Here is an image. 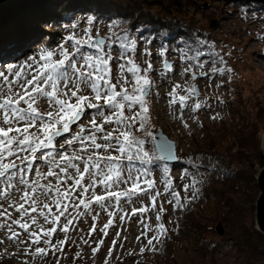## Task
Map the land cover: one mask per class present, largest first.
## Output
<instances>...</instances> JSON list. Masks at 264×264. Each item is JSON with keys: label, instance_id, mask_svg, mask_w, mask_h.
<instances>
[{"label": "snow or ice", "instance_id": "obj_1", "mask_svg": "<svg viewBox=\"0 0 264 264\" xmlns=\"http://www.w3.org/2000/svg\"><path fill=\"white\" fill-rule=\"evenodd\" d=\"M92 23L89 20V27L84 29L83 36L70 34L56 49L41 50L37 56H28L7 67L0 64V185H4L0 188V198L9 199L14 188L21 192L22 202L10 201L8 207L22 218L31 220L30 224L27 220L11 219V212L0 205V217L4 218L0 228L6 229L9 241L27 246L25 254L44 257L50 252H62V246L67 243L69 226L73 225L74 219L84 214L91 215L93 205L109 215L108 222L100 229L107 236V229L113 225L111 217L115 210L123 211L122 202H133L145 196L152 210L156 211L158 223L155 229L145 223V230L136 239L139 241L143 236L147 240V244L140 248L141 254L145 251L158 252L160 249L157 245L167 238L168 229L160 222L167 209L158 203V197L163 193L156 190L153 179L147 178L151 176L153 168L161 169L165 177L164 191L171 196L166 202L172 204L173 210L177 207L182 210L187 203L198 199L197 184L201 181L185 169L182 179L190 178V182L184 184L183 189L190 190L191 195L185 196L183 203L180 202L179 192L173 189L168 165L169 161H178L180 157L174 154L172 144L163 138L157 141L149 130L151 97L156 87L151 74L156 72L162 80H168L169 73L175 71L174 65L164 60L161 71L154 69L151 61L146 59V66L142 67L131 55L137 52L136 37H130L127 31H112L119 27L117 24L109 25L110 35L107 38L98 32L93 36ZM71 27L75 29L77 25ZM259 38L264 39V36ZM68 41H71V50L65 46ZM146 43L150 44L151 40ZM114 45L119 50L116 56L113 55ZM205 48L210 56L209 52L204 51ZM178 51L181 60L186 62L180 75L189 78L185 79L183 85H172L167 94V107L173 118L187 129L189 125L184 119L186 110L191 108V112L196 113L210 107L207 98L194 99L200 93L197 86L189 81H195L199 76L211 82L210 74L230 73L232 69L213 66L208 72L204 71L209 62L216 65L219 61V64L225 65L226 61L215 51L214 44L199 37ZM166 52L167 48L162 46L158 55L165 57ZM144 55L151 56V52L146 48ZM205 56L209 58L202 60ZM113 63L117 65L115 74ZM85 91L89 94H83ZM181 92L184 94L181 95ZM154 94L157 100L161 99L158 92ZM43 100H47L49 111L39 110L38 105ZM189 101L192 103L189 104ZM192 119L198 122L195 115ZM148 143L152 144L150 150L145 147ZM188 163L198 173L200 165L191 157ZM30 171L35 172L34 179L28 178ZM17 185L23 186V189L16 188ZM98 188L102 189L101 194H97ZM47 201H51L57 210L51 221L48 217L52 213V206ZM69 207L77 210V215L59 225L61 217L68 214ZM109 208L113 211H108ZM148 210L147 207L133 208L130 215L143 214ZM37 212L45 223L53 226H38V231H32L31 226L37 225V220L30 213ZM98 215L96 213L92 217L94 223L89 236L96 231ZM127 215H121L120 221L123 222ZM12 225L27 233L28 240L21 239L22 233L13 230ZM57 231L65 233V239L54 244L51 238ZM150 231L153 235L148 236ZM116 235L119 237L120 232ZM83 242L88 243L87 240ZM103 243L101 239L92 248L94 255ZM116 243L114 239L113 247ZM40 244L44 247L38 246L31 253L28 252V248ZM112 251L110 247L109 255ZM105 264H108L107 259Z\"/></svg>", "mask_w": 264, "mask_h": 264}, {"label": "rangeland", "instance_id": "obj_2", "mask_svg": "<svg viewBox=\"0 0 264 264\" xmlns=\"http://www.w3.org/2000/svg\"><path fill=\"white\" fill-rule=\"evenodd\" d=\"M48 1L52 2L53 0L26 2L19 9L3 16V19L0 18V61H2L0 64L7 67L8 64L19 63L27 59L28 56H37V53L42 50L39 47L41 45L49 46V40H52V44H50V50H52L64 43L70 34H76L77 37L83 36L84 29L89 27V20H94L91 24L92 35L95 36L98 32L105 38L110 35L109 25L117 24L119 27L112 31L117 33L127 31L130 37L137 38V52L131 54L136 63L145 67L144 61L148 59L154 69L163 71L162 62L167 60L175 67L174 73H169L168 80H162L156 72L151 74L152 79L156 81V87L151 97V127L149 130L154 136L159 132L169 143L172 142L174 154L180 157V160L171 164L172 167L169 171L173 189L180 194V202L183 203V198L191 195L190 190L183 189V185L190 182V178L182 179V174L187 168L180 165L182 161L188 162L190 157L195 162L200 157L209 161L214 159L213 156H216L225 161L226 169L232 172L241 171L243 180H246L245 182L239 180L238 183H225L222 177L217 176L214 171H210L213 168H210L209 171L202 168L200 174H195L194 168L188 166L189 173L201 181L197 184V188L201 184L210 185V189L206 188V192L209 194L198 192V199L187 203L182 210L178 207L173 210L172 204L166 202L171 199V196L169 192L164 191L163 180L165 177L162 175L161 169L153 168L151 176L147 178L153 179L156 183V190L163 193L158 197V203L167 209L160 221L168 229L167 238L163 240L162 244L157 245L160 249L158 252L145 251L141 254L140 248L147 244V240L143 236L139 241L136 239L141 235V231L145 230V223L152 229H155L158 223L156 211L152 210L149 199L145 196L133 202H122L123 211L115 210L111 217L113 225L107 229V236H104L100 229L108 222L109 215L99 206L93 205L94 211L91 215L84 214L78 219H74L73 225L69 226L67 243L62 246L63 251L55 254L50 252L44 257L25 254L27 246L9 241L6 229L0 228V241H3L0 243V264H57V258H59L58 264H105L106 259L108 264H264V257L247 258L232 241L227 239L226 222L220 215L222 211H228L226 205L220 203L226 198L228 206H231V211L239 213L242 208L241 221L255 224V202L250 203L252 197L250 190L253 189V182L248 178L249 174L251 175L253 172L258 174L261 170L253 154L258 142L261 148V139L264 134V39L259 38L264 36V2H248L247 7L238 3L243 0H122L120 2L121 13L119 14L120 17L125 16V24L118 19L112 23L109 18L103 15L88 18L84 12L91 13L92 8L80 5L77 12L70 14L65 19L69 18L68 20L72 23L65 22L60 27L48 32L42 26L32 25L27 20L32 9L46 6ZM105 1L106 5H111L108 0ZM131 2L142 5L140 11L142 14L162 17L166 15V18H163L171 20L173 24L178 25L179 22L184 27H189L188 30L195 32V36L214 44L215 51L226 61L223 66L232 69L230 73L210 74L211 82L208 78L199 76L195 81H189L197 86L200 93V96L194 99L207 98L210 107L198 110L196 113H192L191 108L186 110L184 119L189 125L187 129L180 121L173 118L167 107L169 99L167 94L171 91L172 85L177 83L183 85L185 79L189 78L187 75L185 77L180 75L186 62L181 60L178 49L186 44L181 46L172 38L176 33L184 32L182 29L178 31L176 29L170 38L167 35L164 38L156 39L148 36L145 30L139 33L133 31L134 29L131 30L137 20L132 21L133 17L130 15L132 10L128 6V3ZM54 3L61 6L60 2ZM99 8L98 11H105V7ZM112 8L118 9L117 5ZM106 13L108 12L104 13L105 16H107ZM113 14L119 16L117 12ZM18 23L20 28L22 26L23 33H14L15 31L10 29L16 27ZM73 24L77 25L75 29L71 27ZM7 29L10 30L7 31L6 37H2V33L4 34ZM25 35H28L29 38H26ZM27 39L30 41H26ZM149 39L151 43L147 44L146 41ZM190 42L188 40V43ZM65 46L71 50V41H68ZM162 46L167 48L165 57L158 55ZM146 48L151 52V56L144 55ZM118 52L117 45H114L113 55H118ZM208 58L209 56H205L201 59ZM213 66L209 62L204 71L208 72ZM112 68L115 74L117 65L113 63ZM156 92L159 93L161 99H156L154 94ZM83 94L89 93L85 91ZM191 103L192 101H189V104ZM38 107L41 112L50 110L47 100L41 101ZM193 115L198 122L193 121ZM212 116H218V118L211 119ZM87 119L90 117L85 119V123H87ZM213 145H215L214 150L209 151L208 148ZM145 147L150 150L152 144L148 143ZM70 151L71 149H69ZM244 160L245 162H243ZM43 170L47 171L46 168ZM28 178L34 179L35 172L30 171ZM41 183H45V181H41ZM68 183L70 184L71 181ZM3 187L4 185H0V188ZM16 188L23 189V186L17 185ZM96 191L97 194L102 193V189L98 188ZM20 195L21 192L14 188L10 192L9 199L0 198V205L11 212V219L27 220L31 224L29 218H22L13 208L8 207L10 201L22 202ZM47 202L52 206V213L48 217L51 221L52 217L57 214V210L51 201ZM140 207H147L149 210L143 214L130 215L133 208ZM252 207L253 209H251ZM108 211L111 212L113 209L109 208ZM191 211L193 213L190 215ZM96 213H99L95 220L96 231L89 236V230L94 223L92 217ZM45 214L48 215L47 210H45ZM125 214L129 215L121 222L119 217ZM76 215L77 210L69 207L68 214L61 217L59 225H63ZM30 216H35L37 220V225L31 226L32 231H38V226L44 228L53 226L51 223H45L39 212L30 213ZM3 222L4 218L0 217V223ZM219 223L224 229L223 236H220L216 231V226ZM12 228L22 233L21 239L28 240L27 233H23V230L18 226L12 225ZM117 232H120L119 237L116 235ZM151 235L153 232H148V236ZM51 239L55 244L58 240L65 239V233L57 231ZM101 239L104 240V243L100 245V250L94 255L92 248L96 247L97 242ZM114 239L117 243L113 247ZM83 240H87L88 243L85 244ZM38 246L44 247L43 244L33 245L28 248V252L31 253ZM110 247L113 248L111 255H109ZM77 253L80 255L77 256Z\"/></svg>", "mask_w": 264, "mask_h": 264}, {"label": "trees", "instance_id": "obj_3", "mask_svg": "<svg viewBox=\"0 0 264 264\" xmlns=\"http://www.w3.org/2000/svg\"><path fill=\"white\" fill-rule=\"evenodd\" d=\"M109 3L111 5H106V1L105 0H53L48 1L46 3V6H40L36 9H32L29 13V15L27 16V20L30 22V24L32 25H39L42 26L46 31L51 32L54 28L56 27H60V25L64 24L65 22L69 23L72 21L70 20H65L70 14H73L75 12L78 11V7H80V5L89 7L90 9L92 8V12L94 13V15L92 16V12L91 13H86V11L84 12L86 17L88 18H94L95 16L100 17V15H103L106 18H109L112 23L115 20H119L120 22H122L123 24H125V16H121V4L120 2L122 0H108ZM54 2H60V5H55ZM238 3H242V6H247L249 5L248 2L246 3V1H238ZM114 5H117L118 9L114 10L112 7H114ZM256 6H261L262 4H253ZM128 6L130 7L131 11V17L132 21L135 20V24L132 26L131 30L137 32V29H140L139 32L145 30L146 34L150 37L153 38H164L167 35L168 38L171 37V34L174 33V31L177 29V31L180 29H182V31L184 33L178 32L175 34V36H173L172 38L174 39V41L176 40L177 42H179L181 44V46H184V44H188V40L193 42L194 38H197L198 36H195V32H192L189 27L186 28L183 25H181L178 22V25L173 24L171 20L168 19H164L166 18V15L159 16V15H151V14H147V13H140L142 5H138L134 2L128 3ZM99 7H105V11H98L97 9H100ZM248 7V6H247ZM96 9V10H95ZM110 9V10H109ZM95 10V11H94ZM120 10V11H119ZM105 12L107 16L104 15ZM118 13L117 15L119 16H114L113 13ZM79 14V13H78ZM113 14V15H112ZM65 16V17H64ZM167 16H168V12H167ZM93 20V19H92ZM117 20V21H118ZM94 21V20H93ZM171 21V22H170ZM62 22V23H59ZM142 22V23H140ZM17 24V23H16ZM19 23L16 27H12L10 28L11 30L15 31L14 33H23V28L21 26V28L19 27ZM10 29H7L4 31V34L2 33V37H6V33L7 31H9ZM137 32V33H139ZM35 35V33H34ZM26 38H29L28 35H25ZM24 36V37H25ZM23 37V36H22ZM59 37V36H58ZM25 38V39H26ZM26 41H30V39H27ZM175 41V42H176ZM52 44V40H49V46L46 47V45H41L39 48H41L42 50H50L51 49V45ZM88 50V49H86ZM204 51L209 52V50L207 48L204 49ZM209 56H210V52H209ZM2 62V61H0ZM216 67H224L223 65L219 64V61H217L216 65H214ZM234 107L235 104L232 106V110L234 111ZM215 145H213L212 147H209V151L214 150ZM258 148V149H257ZM238 149V148H237ZM215 155V154H214ZM255 161L257 162V165H259V168H262L264 165V157L262 154V150L259 146V142H258V146H256L255 148V153L253 154ZM214 159H211L209 161H205L203 158H199L195 161L196 164L200 165L199 167V171L197 173V170L194 169L195 174H200L203 168V170H208L210 168H213V170L210 171H214L215 174L219 177H222L223 182L225 183H238V181H242L244 177H242V173L241 171H235L232 172L228 169L225 168L226 163L225 161H222L221 159H218L216 156H213ZM220 160V161H219ZM247 161V160H246ZM245 162V160L243 161ZM169 165V171L172 167L171 164ZM182 165L181 167L185 166L188 169V166H191L188 162L182 161V163L180 164ZM185 169V168H184ZM256 172H253L251 175L249 174V178L248 180L253 182V189L250 190L251 192V198H250V203H254L257 196H258V187L256 184ZM246 180V179H245ZM245 180H243V182H245ZM207 184V183H206ZM206 186V187H204ZM210 189V185H205V184H201V186L198 188L199 189V193H208L206 192V188ZM222 205H226L225 207H227L228 211L226 212H221L220 215L223 217L224 222H226V235L228 236L227 239H229L230 241L233 242V244L235 246H237V248L248 258H257V257H264V237L261 233H259L256 229H255V224L252 222L251 224H247L245 223V221H241V218L243 217L242 214V208L240 210V212L238 213L237 211H231V206H228V200L225 201H221L220 202ZM230 209V210H229ZM253 209V207L251 208ZM253 212V210H252ZM193 212H190V215ZM230 213V214H228ZM239 214V216H238ZM194 230L196 231V228L194 227Z\"/></svg>", "mask_w": 264, "mask_h": 264}, {"label": "water", "instance_id": "obj_4", "mask_svg": "<svg viewBox=\"0 0 264 264\" xmlns=\"http://www.w3.org/2000/svg\"><path fill=\"white\" fill-rule=\"evenodd\" d=\"M31 0H0V15H6L8 13H11L14 10H17L25 4L26 2H29ZM246 2H264V0H243ZM155 136L157 138V141H159L160 138H163L166 140L159 132L155 133ZM170 144L173 145L171 142ZM261 150L264 157V134L262 135L261 139ZM175 161H169L168 164H172ZM256 184L258 187V196L255 200V229L261 233L264 237V165L261 168V170L258 172L256 176ZM216 231L220 236H223L224 229L222 228L221 224L219 223L216 226Z\"/></svg>", "mask_w": 264, "mask_h": 264}, {"label": "bare ground", "instance_id": "obj_5", "mask_svg": "<svg viewBox=\"0 0 264 264\" xmlns=\"http://www.w3.org/2000/svg\"><path fill=\"white\" fill-rule=\"evenodd\" d=\"M38 1L40 2V0H38ZM29 2H30V1H29ZM30 3H34V0H31V2H30ZM3 16H4V15H0V18H2V19H3V18H4ZM0 25H1V24H0ZM0 27H1V26H0Z\"/></svg>", "mask_w": 264, "mask_h": 264}]
</instances>
